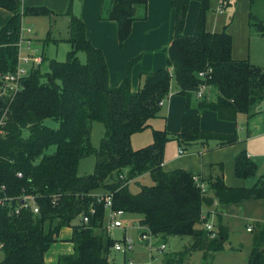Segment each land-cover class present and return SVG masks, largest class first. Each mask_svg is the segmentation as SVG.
<instances>
[{
  "label": "trees",
  "instance_id": "1",
  "mask_svg": "<svg viewBox=\"0 0 264 264\" xmlns=\"http://www.w3.org/2000/svg\"><path fill=\"white\" fill-rule=\"evenodd\" d=\"M197 1L200 12L191 36L184 34V28L192 0L172 2L175 27L165 50L168 68L143 73L137 91L131 83V68L137 59L130 61L124 81L111 87L104 53L88 40L84 22L70 7L65 14L70 20L65 41L71 45L66 61H48L47 71L40 65L20 79L21 88L15 95H0V200H4V206L0 205V251L4 254L0 264H46L45 254L64 228L73 231L74 253L60 257L57 264H110L117 241L103 228L106 196H111L113 210L139 215L140 226L153 235L164 240L191 239L164 264H184L198 252L203 253L205 264H213L216 253L231 248L229 228L219 216L218 235L211 238L203 208L216 202L228 205L264 199V177L249 188L228 187L221 164L220 175L207 181L208 193L203 194L193 173L166 172L163 163L166 145L172 140L187 151L194 144L206 148L211 142H216V148L234 146L240 143L238 135L203 131L200 115L195 114L183 119L178 135L153 130L150 145L135 150L131 143L134 134L149 129L150 121L160 117L162 104L172 97L173 81L188 108L195 96L199 111L216 112L223 121L236 122L239 115L251 118L256 104L264 101V69L249 59L233 58V38L227 27L221 32L207 30L210 0ZM248 1L252 7L254 0ZM147 3L111 1L104 18L117 23L121 45L131 34L136 7ZM228 6L227 0H221L223 11ZM0 8L12 14L0 29V76L4 77L17 72L23 20L51 18L54 13L43 6L24 7L22 0H0ZM249 19L257 17L250 12ZM254 24L264 35V24ZM45 40L61 42L49 36ZM80 53L86 55L85 63ZM200 73H206V80ZM203 85L213 90L215 101L196 97ZM49 119L57 122L56 129L45 125ZM92 122L105 128L98 148L91 143ZM91 156L96 160L94 172L79 176L81 160ZM256 169L246 152L236 157L238 178H251ZM145 174L151 186L135 181ZM132 183L139 187L137 193L132 192ZM24 197L32 199L38 214L22 208ZM84 217L89 218L87 224ZM248 264H264L263 223L252 227Z\"/></svg>",
  "mask_w": 264,
  "mask_h": 264
},
{
  "label": "crops",
  "instance_id": "2",
  "mask_svg": "<svg viewBox=\"0 0 264 264\" xmlns=\"http://www.w3.org/2000/svg\"><path fill=\"white\" fill-rule=\"evenodd\" d=\"M111 1L112 0H22L24 7L43 6L52 10L54 13V16L51 18L26 17L22 22V35L33 39V53L41 57L43 62L47 60L44 63H48V61L52 60L47 56L50 48L57 49L64 44H69L65 40L68 38L70 20L65 14L71 7L73 13L84 22L88 40L91 41L94 47L104 53L109 71V84L111 87H118L124 81L129 74L130 61L137 59V62H135L131 68L132 90L137 91L140 87L141 75L143 73H151L168 68L167 53L165 50L171 44L174 37L175 10L172 7V2L174 0H148L146 6H137L136 20L132 24L131 34L122 45L118 37L117 23L104 18L110 9ZM215 1L219 2L218 7L216 6V19L214 20L210 14L207 16V30L212 33L221 32L225 28V26H222L224 24V19L220 17L224 16L226 11L220 12L219 7L221 0ZM227 1L229 5L233 2V0ZM245 3L247 14H250V9H252V7L248 0H246ZM199 12V5L192 2L188 10L184 28L185 35L191 36L194 34ZM11 18L12 14L10 12L0 8V29L9 23ZM44 19H48L50 24L48 26L45 25L44 30H42L41 21ZM58 20H61V27L58 26ZM249 21L250 20L247 18L246 22L248 24L250 23ZM29 30L31 31L30 33L28 32ZM47 36L55 40H60L61 42L46 43L45 39ZM232 56L236 60H244L247 58V55L239 50L234 41ZM170 72L173 73L172 68H170ZM177 92L178 87L173 81L171 88L172 97L162 104L160 117L150 121L151 127L149 129L132 136L131 143L135 150L144 148L153 142V130L167 131L172 136L178 135L182 130L183 119L187 116L199 114L200 127L203 131L220 134H237L240 143L225 148H216V142L209 143V146L206 148H203L199 144H194L181 154L180 151L183 150V148H181L177 141L172 140L166 145L163 163L164 171L172 172L176 170H186L207 182L211 178L220 175L219 165L222 164L224 167V182L228 187L232 188L252 187L260 178L264 177V130H262V133L257 134L259 127H255L253 123L256 117H247L250 125L248 127L247 138H245V136L242 135V129L236 123L240 115L236 122L223 121L218 117L216 112L199 111L195 96L192 106L188 108L186 106V97L177 94ZM213 96L214 98L210 100L215 101V93H213ZM46 121L48 122L49 120ZM49 127L56 129L58 124L57 126L53 125ZM250 127L252 130H250ZM149 137L151 142L150 140H146ZM259 146L262 147V149L259 150L260 154H255L253 149ZM242 152H246L248 157L257 166L255 175L248 179L238 178L235 171L236 157ZM141 177H143L144 180L150 179L148 174ZM137 181L139 182V180ZM127 215L132 217L136 214H126L125 216ZM218 216L221 218L223 226L229 228L228 245H230L231 248L216 253L214 261L217 255L227 250L230 252L246 251L250 253L252 248V235L250 234H252V232H249L248 228L254 227V223L256 222L264 224V199H249L237 204L228 205H221L216 202L214 206L210 208H203V218H206L208 223H211L215 228L218 224ZM126 223L128 224L129 222L126 221ZM130 224H138L140 226V216L135 219L134 222H130ZM113 232L114 231H109V235L114 240L118 241L120 238H116ZM120 232L124 233L123 236L128 234L126 228ZM72 235L73 231L71 228L62 229L58 241L54 243L45 254L44 259L46 264H57L60 257L72 255L74 253V245L71 242ZM173 239L179 240L180 238L173 237ZM198 253L203 257V253ZM193 255L194 254L188 256L184 263H189ZM112 260L116 261L117 257L111 256V258H109L110 264L113 263ZM136 263L146 264L147 262L141 259L140 262L137 261Z\"/></svg>",
  "mask_w": 264,
  "mask_h": 264
},
{
  "label": "rangeland",
  "instance_id": "3",
  "mask_svg": "<svg viewBox=\"0 0 264 264\" xmlns=\"http://www.w3.org/2000/svg\"><path fill=\"white\" fill-rule=\"evenodd\" d=\"M246 0H233V2L230 3V5L225 9L226 13L224 16H219L220 18H223L224 24L222 25L223 27H227V30H229V34L233 37L234 43L237 45L240 51H243L246 55L247 58L250 59L251 63L259 66L264 69V35L259 31L258 27L255 26L254 23L257 22H262L264 24V0H254L252 9H250L251 13L254 14V16L257 17V20H250L249 19V14H247V7H246ZM192 2H195L199 5L200 3L197 0H192ZM191 2V3H192ZM219 2L215 0H210V9L207 13L211 15V17L215 20L216 19V6L218 7ZM229 4V2H228ZM191 5V4H190ZM190 8V7H189ZM247 18L251 21L248 24ZM41 28L44 30L45 25H49V20L44 19L41 21ZM253 23V24H251ZM58 26L61 27V20H58ZM222 27V28H223ZM71 51L70 45L64 44L60 47L56 48H50L47 56L50 59H55L59 62H65L67 58V53ZM79 58L82 63L86 62V55L84 53H80ZM246 58V59H247ZM43 64V66H42ZM41 69L42 71H47L48 68V63L42 62L41 64ZM40 65L35 66L34 69H37ZM45 65V66H44ZM33 69V70H34ZM0 94H4L9 96L7 94V89H6V82L4 77L0 76ZM212 89L208 88L207 90L204 91L203 96H207L208 99H213V93ZM196 97H198L196 95ZM253 112L255 113L253 123L255 127H259L257 134L262 133V130H264V101L259 102L256 104V106L253 109ZM252 118V117H251ZM53 123V124H52ZM237 125L242 129V135L247 138V132H248V127H249V120L247 116L245 115H240L239 120L236 122ZM46 126H57V122L54 120H50L45 122ZM250 130L252 128L250 127ZM105 133V128L101 123L98 122H92V134H91V143L94 147H99L100 141L103 138ZM145 135V134H143ZM145 137V136H141ZM146 140H150V137L147 138ZM262 147H256L254 148L253 152L255 154H260V151ZM53 151V149L51 150ZM95 164L96 160L95 157H87L81 160V165L79 168V176H87L90 175L94 172L95 169ZM139 180V183L142 185H152L151 179H146L144 180L143 177L137 178L135 181ZM206 186V193H208V185L206 181H203L200 179ZM131 190L133 193H137L139 191V187L132 183L131 185ZM124 214L123 216L120 217V220L127 225L126 230H128L127 236L131 237L135 242H139L141 240L140 238V233H141V227L138 224H130V222H134L135 219L139 218L138 215L130 216ZM137 217V218H136ZM108 220V216H107ZM126 221L129 223L127 224ZM105 231L109 234V228L107 227V224L103 227ZM117 230V231H116ZM122 228H114L111 229L113 232V235L117 238H122L124 233H121ZM252 235V234H250ZM162 239V238H161ZM162 243H166L167 249L166 252H161L158 253L157 255H153L151 262L152 264H164L167 262L170 256H172L175 252H179L183 249L185 244L189 243L191 239L189 237H185L183 239L175 240L173 237H170L166 240L162 239ZM157 245H160V238H157L155 240ZM117 243V242H116ZM113 251V250H112ZM111 251V256L117 257V260L114 261L112 260L113 263L111 264H127V260H133L135 264L136 262H140L141 259H144L147 263L150 264V258L149 256L151 255L149 250L145 247L144 244H139L138 247L135 248L134 251L127 253L126 255L121 252H115ZM157 251V250H155ZM154 252V251H153ZM250 253L243 251V252H230L229 250L217 255L216 260L213 262V264H248V255ZM168 257V258H167ZM4 254L3 252L0 251V262L3 260ZM127 258V259H126ZM149 259V261H148ZM125 260V261H124ZM136 261V262H135ZM184 264H205L204 259L200 253H194L192 256V259L189 261V263L185 262Z\"/></svg>",
  "mask_w": 264,
  "mask_h": 264
},
{
  "label": "built area",
  "instance_id": "4",
  "mask_svg": "<svg viewBox=\"0 0 264 264\" xmlns=\"http://www.w3.org/2000/svg\"><path fill=\"white\" fill-rule=\"evenodd\" d=\"M219 11L223 12L221 9V1H220V7ZM29 33L31 32L30 30L28 31ZM32 43L33 39L31 37H24L21 32V40L18 45L19 48V57H18V66H17V72L16 74H9L7 76H4L5 82H6V89H7V94L9 96L15 95L21 88V83L20 79L27 77L31 70L34 69L35 66L40 65L43 62V59L39 56H36L32 51ZM206 73H200L199 77L203 80H206ZM208 87L205 85L201 86L200 91L198 94V98L203 97L204 91L207 90ZM4 95V94H0ZM2 122H0V125ZM2 133L0 129V134ZM181 154L184 153L183 150L180 151ZM18 176L21 178L22 174L19 173ZM194 181L199 189H201V192L203 194L206 193V186L205 184L200 180L198 176H195ZM105 201V209L107 210V216H106V224L109 230L114 228H126V225L120 220V217L123 216L125 213L123 211H115L112 209V199L111 196H106L104 197ZM0 205L4 206V200H0ZM22 208H29L33 211L34 214L39 213L38 207L35 205L34 202H32V199L29 197H24L23 198V206ZM17 214L19 213V210L16 211ZM84 223L89 222L88 217L83 218ZM141 227V226H140ZM205 228L207 231L211 233V238H216L218 233L216 228L211 224V223H206ZM249 232H252V227L248 228ZM140 238L141 240L137 243L135 242L131 237L124 235L121 239L117 241L115 246L112 248L113 251L121 252L124 253L125 255L129 252H132L135 250L136 247L139 246V244H144L145 247L149 250L150 252V264H152L151 259L153 255H157L158 253L161 252H166L167 245L166 243H162V239L158 236L153 235L146 227H141V233H140ZM157 238H160V245H157L155 240ZM157 250V251H155ZM154 251V252H153ZM127 264H135L133 260H127Z\"/></svg>",
  "mask_w": 264,
  "mask_h": 264
}]
</instances>
